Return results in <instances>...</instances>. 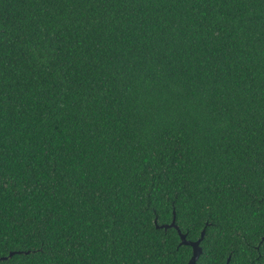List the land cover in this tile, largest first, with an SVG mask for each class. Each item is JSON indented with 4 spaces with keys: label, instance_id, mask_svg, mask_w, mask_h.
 <instances>
[{
    "label": "trees",
    "instance_id": "obj_1",
    "mask_svg": "<svg viewBox=\"0 0 264 264\" xmlns=\"http://www.w3.org/2000/svg\"><path fill=\"white\" fill-rule=\"evenodd\" d=\"M175 210L264 264V0H0V264H187Z\"/></svg>",
    "mask_w": 264,
    "mask_h": 264
},
{
    "label": "water",
    "instance_id": "obj_2",
    "mask_svg": "<svg viewBox=\"0 0 264 264\" xmlns=\"http://www.w3.org/2000/svg\"><path fill=\"white\" fill-rule=\"evenodd\" d=\"M174 213H175V216H174L172 223L159 225V228H165V229L175 228V229H177L181 235V238H182L181 245L192 246L194 249V255L191 257V259L188 261L187 264H198L197 262H198L199 258L204 254V247L202 245V242L206 238L207 229L203 230V235L199 240H197V241L189 240L188 235L182 231L180 225H178V223H177V212H176V210L174 211ZM156 221L158 223V218ZM18 253H21V252H18ZM14 254H16V252L11 253L9 256L0 257V260H9ZM231 259H232L231 257L228 259L227 264H229Z\"/></svg>",
    "mask_w": 264,
    "mask_h": 264
}]
</instances>
